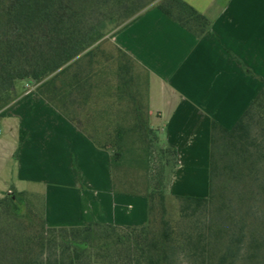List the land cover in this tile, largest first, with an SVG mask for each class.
I'll list each match as a JSON object with an SVG mask.
<instances>
[{
    "label": "trees",
    "instance_id": "16d2710c",
    "mask_svg": "<svg viewBox=\"0 0 264 264\" xmlns=\"http://www.w3.org/2000/svg\"><path fill=\"white\" fill-rule=\"evenodd\" d=\"M152 6L197 36L210 29L185 0H0L1 113L18 80L34 85L110 149L114 190L148 200L142 225L52 226L24 192H4L0 264H264V87L231 128L212 121L208 195L170 194L178 153L150 123L148 81L103 47ZM110 85L114 104L101 103Z\"/></svg>",
    "mask_w": 264,
    "mask_h": 264
},
{
    "label": "crops",
    "instance_id": "0c3cea01",
    "mask_svg": "<svg viewBox=\"0 0 264 264\" xmlns=\"http://www.w3.org/2000/svg\"><path fill=\"white\" fill-rule=\"evenodd\" d=\"M185 1L211 21L202 36L152 6L103 47L128 53L148 81L150 120L178 153L170 194L204 197L212 121L231 128L264 87V0ZM27 86L0 115L12 132L10 142L0 138V171L13 157L21 181L45 185L39 196L49 225L144 224L148 200L114 190L110 149ZM110 88L101 103L114 104Z\"/></svg>",
    "mask_w": 264,
    "mask_h": 264
},
{
    "label": "rangeland",
    "instance_id": "374dc122",
    "mask_svg": "<svg viewBox=\"0 0 264 264\" xmlns=\"http://www.w3.org/2000/svg\"><path fill=\"white\" fill-rule=\"evenodd\" d=\"M108 47H111L110 44ZM30 85L34 86L32 84H30ZM27 88H28V86H27V82L25 80H18L16 82V94L14 96V99L10 102V104L8 103L9 105L7 107H5L1 110L7 111L9 109V107H11V105L18 99V97L27 90ZM154 93H155V89H152V94H154ZM50 104H52V103H50ZM53 106H55V105H53ZM4 113L5 112L1 113L0 115H3ZM61 113L64 116H66L62 111H61ZM150 123L154 127H158V125H156V123L152 122L151 120H150ZM48 129L51 131H54L53 126L48 127ZM159 131H160V135L162 136V134H163L162 130L159 129ZM0 138H5L9 142L12 140V132H11L10 126L4 117H0ZM162 141H164V140L162 139ZM155 155L157 156V154H155ZM154 163L157 164V161H155ZM44 186H40L37 183H27V182L21 181L19 179L18 169H16V164H15V160L13 157H10L7 159V161H5L4 168H2L0 171V198L2 197L4 192H7L8 190L13 189L14 187H17L20 190H23V189L24 190L25 189L30 190L34 193L31 192V194H33V195L29 196L28 200L30 201L31 204H34L39 209V208H42V205H43L42 197L39 195H42L41 193L44 192L43 191L45 188ZM168 204H169L168 209L172 215L171 217L179 216V202L176 200L170 199Z\"/></svg>",
    "mask_w": 264,
    "mask_h": 264
}]
</instances>
